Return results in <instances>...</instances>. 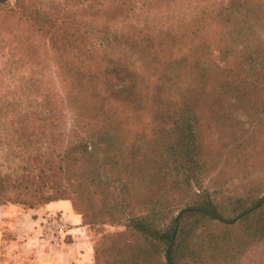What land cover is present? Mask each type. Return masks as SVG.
Masks as SVG:
<instances>
[{"label":"trees","instance_id":"obj_1","mask_svg":"<svg viewBox=\"0 0 264 264\" xmlns=\"http://www.w3.org/2000/svg\"><path fill=\"white\" fill-rule=\"evenodd\" d=\"M222 88L245 131L224 146L253 162L264 0H0V205L123 225L95 264H264V201L229 221L258 198L226 190L202 125Z\"/></svg>","mask_w":264,"mask_h":264},{"label":"crops","instance_id":"obj_2","mask_svg":"<svg viewBox=\"0 0 264 264\" xmlns=\"http://www.w3.org/2000/svg\"><path fill=\"white\" fill-rule=\"evenodd\" d=\"M53 215L65 224L58 237L46 224ZM0 264H95L94 243L70 200H54L35 208L3 204Z\"/></svg>","mask_w":264,"mask_h":264},{"label":"rangeland","instance_id":"obj_3","mask_svg":"<svg viewBox=\"0 0 264 264\" xmlns=\"http://www.w3.org/2000/svg\"><path fill=\"white\" fill-rule=\"evenodd\" d=\"M246 75L247 72L242 70L241 76L244 77ZM231 78H233V74L230 75L229 79ZM259 82L260 80L255 82V84H262ZM241 88L246 90L248 96H250L251 98H255L257 91L260 90V86L259 88L250 87L247 82H241ZM227 90H229V92ZM230 91L233 92V90L222 88L221 96H214L209 98V105L206 104L205 106H203V110L206 113L202 118V123H204L202 125L205 126V134L211 139V141H213V143L210 145V149L215 152L218 150L222 154V156L217 154V158L219 160L218 169H222L223 172L231 177L226 190L232 194L253 195L254 197L258 198V201L255 202V204L249 206L243 211H240L235 217L229 219V221L235 222L246 212H249L250 208L255 206L264 198V149L262 139L260 140V142H257L258 147H256L255 151L256 159L253 162L239 159V157L237 156L239 150L237 149H231L230 153H227L228 147L224 146V142L228 135L230 133L241 134L245 132L243 130L230 128L232 119L240 116L239 112H234V110L232 109ZM72 120L73 119L72 117H70V115L68 118H66V122L68 124H70ZM217 143L219 145V148ZM245 165H248V171L251 172L250 174L246 173ZM251 185H255V189L249 192V186ZM241 213L243 214L239 216ZM87 228L89 230L91 240L94 243L99 241L100 239L102 240L109 234L111 235L113 232L124 230L125 227L123 225L106 224L87 226ZM176 228L173 236L174 234H176Z\"/></svg>","mask_w":264,"mask_h":264},{"label":"built area","instance_id":"obj_4","mask_svg":"<svg viewBox=\"0 0 264 264\" xmlns=\"http://www.w3.org/2000/svg\"><path fill=\"white\" fill-rule=\"evenodd\" d=\"M46 224L49 226V231H55L56 236L58 237L59 234L65 230V224L64 222L57 217V215L49 216L46 219ZM56 229V230H55Z\"/></svg>","mask_w":264,"mask_h":264},{"label":"water","instance_id":"obj_5","mask_svg":"<svg viewBox=\"0 0 264 264\" xmlns=\"http://www.w3.org/2000/svg\"><path fill=\"white\" fill-rule=\"evenodd\" d=\"M264 201V198L260 201V202H258L255 206H253L252 208H250L249 209V211H251L252 209H254V208H257L258 206H260V204L262 203ZM243 213H241L239 216H241Z\"/></svg>","mask_w":264,"mask_h":264}]
</instances>
